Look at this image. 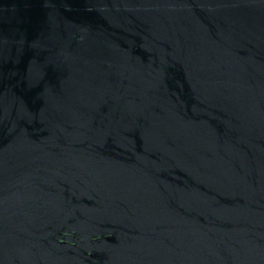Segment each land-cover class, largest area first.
Returning a JSON list of instances; mask_svg holds the SVG:
<instances>
[{
	"label": "water",
	"instance_id": "obj_1",
	"mask_svg": "<svg viewBox=\"0 0 264 264\" xmlns=\"http://www.w3.org/2000/svg\"><path fill=\"white\" fill-rule=\"evenodd\" d=\"M0 264H264V0H0Z\"/></svg>",
	"mask_w": 264,
	"mask_h": 264
}]
</instances>
